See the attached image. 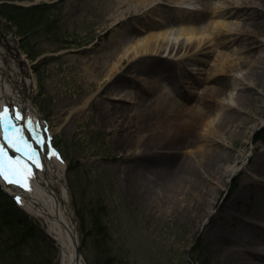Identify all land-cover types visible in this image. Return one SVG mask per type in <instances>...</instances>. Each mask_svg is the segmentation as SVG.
Listing matches in <instances>:
<instances>
[{
  "label": "rangeland",
  "instance_id": "374dc122",
  "mask_svg": "<svg viewBox=\"0 0 264 264\" xmlns=\"http://www.w3.org/2000/svg\"><path fill=\"white\" fill-rule=\"evenodd\" d=\"M177 1L165 0L161 13L175 22L181 18V14H177L174 7ZM114 2L0 0V50L9 64L13 63L15 60L11 55H15V50H10L7 44L16 41V52L22 55L24 62L35 75L37 92L32 101L38 107L42 118L53 127L54 144L67 164L66 178L73 203V209H70L77 222L80 251L85 262L221 264L230 254L229 250L236 253L239 260L240 257L242 261L248 259L247 253L243 252L246 243L242 240L236 246L228 248L226 243L220 241L211 244L207 235L212 226L229 233L258 224L264 228V208L258 210L253 204L257 197V183L253 179L255 174L251 167L253 159L258 162L263 160L264 166V131L259 132L257 128L251 135V140L245 143L242 142L241 135L245 127L254 123L252 116L257 107L264 119V100L258 93L263 86L262 77H258V85L252 91L245 92L250 106L245 107V113L241 117L248 121L237 128L239 134L234 132L233 138H226L228 143L217 144V150L212 157H204L201 161L203 170L209 172L217 166L223 154L236 156L242 152L241 159L235 162L242 164L243 161V164L240 171L230 179L226 189H214L219 190L217 205L208 219L200 221V228H196L197 219L194 216L201 209L202 196H207L203 192L207 185L203 184L202 176L196 177V170L188 163L186 156L177 153L125 158L118 150L121 139L110 141L109 137L113 134H107L101 126L100 114L107 110L103 109L101 97H122L118 104L127 109L128 113L132 110V103L123 97L128 89V81L118 77L116 82L121 85H113V89L106 87V82L103 84V91L92 98L93 101L83 114L72 115L58 129L54 125L57 109L66 107L65 104L72 99L78 100L85 96L87 90H95V79L88 69L95 73L99 69L103 70L104 64L110 67L131 45L130 41L134 36L132 29L139 26L129 18L123 25L111 29L107 15ZM34 6L40 8L38 11L42 12L43 17H33L31 31L26 36L28 39L24 40L14 24V19L7 17L16 18L15 8ZM27 14L29 13L24 16ZM191 14L195 15L197 12ZM150 20L154 24L149 25L156 28L163 18L151 16ZM206 23H200L197 27L202 29L206 27ZM126 28H131V31L128 29L121 44L114 48L112 40L120 39ZM174 31H179V26L175 25L172 29ZM110 54L113 55L112 59L108 57ZM33 55H37L35 59L31 58ZM155 64L157 63L146 64L142 69L152 74L155 71L162 73L168 66L170 68L166 62L158 64L159 67L155 70ZM133 68L132 62H124V72H130ZM245 68L241 69L242 74L247 73ZM106 73L104 69V74ZM236 74L239 75V72ZM88 82L92 84L89 85ZM235 91L230 85L226 95L229 96ZM108 102L111 106L115 103ZM182 152L186 153L185 150ZM191 172L196 181L191 185H181V178L185 174L190 176ZM235 191L239 192V196L230 199ZM0 205L8 209V214H13V204L7 198ZM20 210L23 213L20 220L25 219L29 223L31 236H22V229L25 230L27 224L11 221L15 225L8 226L0 218V249L3 259L0 262L59 264L56 244L46 233L44 225L23 208L20 207ZM255 213H262L257 222L252 217ZM263 236L264 230L249 247L259 244Z\"/></svg>",
  "mask_w": 264,
  "mask_h": 264
},
{
  "label": "bare ground",
  "instance_id": "6f19581e",
  "mask_svg": "<svg viewBox=\"0 0 264 264\" xmlns=\"http://www.w3.org/2000/svg\"><path fill=\"white\" fill-rule=\"evenodd\" d=\"M114 1L107 15L111 29L123 25L129 18L139 26L132 29L131 45L110 67L104 64L106 74L104 69L95 73L88 69L95 79V90H87L85 96L72 99L65 104L66 107L57 109L54 125L58 129L72 115L83 114L92 98L103 91L106 82V87L113 89L121 85L116 82L118 77L128 81L123 97L132 103V110L128 113L118 104L122 97H101L103 109H107L100 114L101 126L107 134H113L109 137L110 141L121 139L118 150L125 158L177 153L186 156L196 170V177L202 176L203 184L207 185L203 191L207 196H202L201 209L194 216L197 219L196 228H200V221L208 219L217 205L219 190L227 188L230 179L243 164V161L242 164L235 162L241 159L242 152L236 156L223 154L217 166L209 172L203 170L201 161L204 157H212L217 144L228 143L227 139L233 138L234 132L238 133L237 128L248 121L241 115L245 113V107L250 106L246 93L258 85V77L263 78V86L258 93L264 100V0H191L192 3L178 0L174 7L181 18L177 22L161 14L165 0ZM194 11L197 14L192 15ZM151 16L163 18L157 23V28L149 25L154 24ZM203 22H207L206 27L198 28L197 25ZM175 25L179 26V31L172 32ZM128 29L131 31V28ZM128 29L123 30L120 39L112 40L114 48L121 44ZM7 45L10 50H15V55H11L15 61L9 64L0 50V109L6 104L11 105V110L23 108L28 117L44 125L51 145L53 127L42 120L38 107L32 101L37 92L35 75L22 55L17 53L16 41ZM108 57L112 59L113 55ZM125 61L134 64L132 71H123ZM166 62L173 63L166 77L156 71L151 74L142 69L146 64L157 63L154 66L156 70L158 64ZM244 67L247 73L242 74ZM230 85L236 91L227 96ZM108 101L115 103L111 106ZM259 109L257 107L252 116L254 123L241 132L244 143L251 140L257 128L264 131V119ZM29 135L25 131V136ZM0 143H3L2 133ZM41 161L44 168L37 170L38 175L29 180L28 190L8 186L2 180L0 183L14 197L19 195L20 205L44 225L56 244L58 263L74 264L75 244L79 245L80 241L77 222L70 209L67 165L58 157L56 150L42 156ZM262 161L253 159L251 162L256 176L253 179L257 183V197L253 204L258 210L264 208ZM189 174L181 178V185H191L196 181L193 173ZM216 187L219 190H214ZM238 196L239 192L235 191L230 199ZM259 216L262 217V213L252 214L253 221L257 222ZM263 230L259 224L246 229L238 228L233 233L212 226L207 236L211 244L220 241L232 248L240 240L246 245L254 243ZM248 247L245 246L248 257L255 254L264 263V244H259L256 253ZM229 251L221 264H249L247 259L239 260L236 253ZM79 264H85L82 258Z\"/></svg>",
  "mask_w": 264,
  "mask_h": 264
},
{
  "label": "snow or ice",
  "instance_id": "6c2138e0",
  "mask_svg": "<svg viewBox=\"0 0 264 264\" xmlns=\"http://www.w3.org/2000/svg\"><path fill=\"white\" fill-rule=\"evenodd\" d=\"M39 127V131L37 128ZM25 131L30 135L25 136ZM0 180L15 188L28 190L29 180L43 169L41 157L48 155L52 149L43 124L28 117L23 108L11 110L6 104L0 109ZM15 155H9V151ZM19 203L21 197L15 196Z\"/></svg>",
  "mask_w": 264,
  "mask_h": 264
},
{
  "label": "trees",
  "instance_id": "16d2710c",
  "mask_svg": "<svg viewBox=\"0 0 264 264\" xmlns=\"http://www.w3.org/2000/svg\"><path fill=\"white\" fill-rule=\"evenodd\" d=\"M13 9V8H12ZM40 8L35 6V7H31V8H28V9H23V8H15L14 10V13H15V17H7L8 19H14V23L18 26V29L20 30V32L22 31V28H25L26 26H28L29 30H30V24L32 22V19L34 16H37L39 18H42V12H39ZM26 13H29L27 14V16H24ZM23 36H26L27 34H29L28 32H23L22 33ZM8 209L6 208H2V206L0 205V218L2 219L3 222H5V225L7 224L8 226H10V222L14 221L15 223L17 221L19 222H22L23 224H27L26 225V229H21L23 230V233L24 237L26 238H29L31 236V228H30V225L29 223L23 219V220H20L22 217H21V213L18 212L15 208H13V214H8ZM4 225V223L2 224ZM11 225H15V224H11ZM2 237V229H1V225H0V238ZM21 237V236H20ZM1 241V240H0ZM0 259H2V252H1V249H0ZM7 259H6V262L7 263ZM0 264H2V262H0Z\"/></svg>",
  "mask_w": 264,
  "mask_h": 264
},
{
  "label": "water",
  "instance_id": "95a60500",
  "mask_svg": "<svg viewBox=\"0 0 264 264\" xmlns=\"http://www.w3.org/2000/svg\"><path fill=\"white\" fill-rule=\"evenodd\" d=\"M79 259V250H78V246H75V255H74V263H77Z\"/></svg>",
  "mask_w": 264,
  "mask_h": 264
}]
</instances>
